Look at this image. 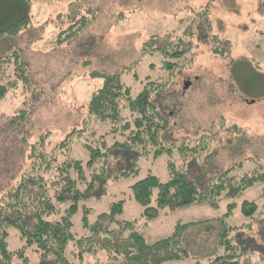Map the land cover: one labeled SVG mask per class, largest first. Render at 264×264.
Segmentation results:
<instances>
[{
  "label": "rangeland",
  "instance_id": "rangeland-1",
  "mask_svg": "<svg viewBox=\"0 0 264 264\" xmlns=\"http://www.w3.org/2000/svg\"><path fill=\"white\" fill-rule=\"evenodd\" d=\"M29 2L27 27L16 37L0 39V86L10 85L0 99V198L28 172L31 147L43 140L45 151L59 156V162L81 163L85 182L77 181L79 190L94 181L93 195L80 203L90 209L89 224L111 204L123 201L118 219L136 221L148 243L170 236L179 223L218 218L231 203H261V185L256 184L238 198L221 201L218 210L196 204L163 210L156 219L145 220L130 187L149 174L165 183L169 162L184 170L201 192L207 190L212 177L238 163L241 167L230 177L264 166V0ZM77 27L81 32L66 39L68 30ZM155 49L168 53L180 49L183 56L175 61ZM166 63L174 64L173 68L165 69ZM17 65L24 71L25 81ZM117 72H122V83L131 98L145 93L144 99L167 119L159 139L172 151L154 158L156 149L151 145L127 153L113 149L115 142L128 139V132L120 137L117 130L111 135L108 123L92 122L89 127L93 126L95 137L87 130L68 150L58 152L56 147L66 135L85 130L87 102L102 85L101 79L91 75ZM186 82L189 87L185 89ZM123 107L122 115L129 117ZM104 134L111 151L108 154L104 149L99 165L87 168L89 158L82 144L99 141ZM129 168L130 175L116 181L98 175L105 170L113 176ZM53 173L44 174L48 184ZM70 174L78 180L77 174ZM258 212L264 209L260 207ZM81 218L79 210L73 218L77 236L87 232ZM258 220L256 216L254 220L244 218L236 208L227 224L239 227L237 240L248 250L232 262L214 264H264L260 260L264 223ZM246 225L250 228H242ZM218 232L215 221L189 229L182 240L189 258L163 264H211ZM11 241L15 242L12 249L22 246L14 231H10ZM26 254L36 264L33 248ZM84 264L122 263L111 262L101 251L93 257L84 255Z\"/></svg>",
  "mask_w": 264,
  "mask_h": 264
},
{
  "label": "trees",
  "instance_id": "trees-1",
  "mask_svg": "<svg viewBox=\"0 0 264 264\" xmlns=\"http://www.w3.org/2000/svg\"><path fill=\"white\" fill-rule=\"evenodd\" d=\"M29 8V0H0V39L16 37L27 27ZM81 20L82 23L85 22V19ZM68 31L70 33L66 39H71L81 32V27ZM156 51L175 61L183 56L180 49L170 53L165 49ZM1 64L2 61L0 67ZM173 66L174 64L166 63L165 69L171 70ZM127 68L129 67L123 71L128 70ZM17 69L21 79L25 81L24 71L18 65ZM121 74L122 72L91 75L93 79H101L102 85L92 93L87 102L85 130L72 131L66 135L56 147L58 152L68 150L73 140L79 139L87 130L95 137L93 126L89 127L92 122L108 123L110 128L108 133L111 135L117 130L121 131L120 137L128 132V139L123 143L115 142L111 145L113 149L127 153L129 150L151 145L156 149L154 158L172 151L166 149L159 139L160 134L167 128V119L160 115L153 103L145 100V93L131 98L129 89L122 83ZM7 86H0V99L5 96ZM244 87L246 89L247 84ZM123 101L126 102L125 105H122ZM123 106L128 109L129 117L122 115ZM105 134L99 141L89 140V144H82L89 158L87 168L99 165L100 159L105 156L102 152L104 149L108 154L111 151L104 142ZM28 159L32 162L28 172L0 198V264H31L26 253L29 249L32 251V248L36 255V264H84V255L93 257L101 251L105 252L111 262L122 264H163L185 260L190 256L188 250L182 247L185 232L213 221L218 223L219 232L217 249L211 254L214 255L211 264L221 261L232 262L242 257L243 251L248 250L237 240L239 227L227 224L233 211L239 207L244 218L254 220L256 216L260 223H264V212H258L260 207L264 209V166H259L237 178L229 175L240 168L241 163L231 166L212 177L205 192H201L196 183L189 179L188 174L175 167L172 162L167 164L169 178L165 183L151 174L137 181L130 187V192L133 200L142 208L141 217L145 220L156 219L163 210L174 211L196 204H207L210 208L218 210L221 201L233 200L240 197L246 189L256 184L261 185L260 204L243 201L237 206L231 203L226 206V213L218 218L187 224L179 223L170 236L148 243L137 229L136 221L118 219L123 212V201L111 204L106 213L99 214L96 221L89 224L90 209L80 207V203L93 195L94 181L86 183L84 190L77 188V181L85 182L79 161L59 162V156L45 151L43 140L32 145ZM50 171L54 172V177L48 184L44 174H49ZM106 171L101 170L98 175L116 181L129 176L132 169L120 170L113 176ZM71 172L77 174L78 180L70 176ZM79 210L82 213V228L87 232L77 236L73 229V218ZM243 227L250 228L249 225ZM10 231L19 235L21 247L17 249L10 247L15 243L9 242ZM234 233L235 236L232 237L231 234ZM260 260L264 261V253Z\"/></svg>",
  "mask_w": 264,
  "mask_h": 264
},
{
  "label": "water",
  "instance_id": "water-1",
  "mask_svg": "<svg viewBox=\"0 0 264 264\" xmlns=\"http://www.w3.org/2000/svg\"><path fill=\"white\" fill-rule=\"evenodd\" d=\"M187 87H189V83L186 82L184 88L186 89Z\"/></svg>",
  "mask_w": 264,
  "mask_h": 264
}]
</instances>
